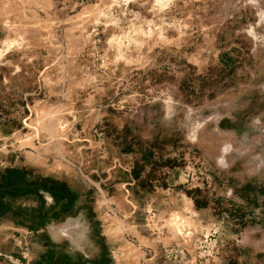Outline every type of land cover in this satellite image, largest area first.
Returning a JSON list of instances; mask_svg holds the SVG:
<instances>
[{"label":"rangeland","instance_id":"obj_1","mask_svg":"<svg viewBox=\"0 0 264 264\" xmlns=\"http://www.w3.org/2000/svg\"><path fill=\"white\" fill-rule=\"evenodd\" d=\"M12 169L0 264H264V0H0Z\"/></svg>","mask_w":264,"mask_h":264},{"label":"trees","instance_id":"obj_2","mask_svg":"<svg viewBox=\"0 0 264 264\" xmlns=\"http://www.w3.org/2000/svg\"><path fill=\"white\" fill-rule=\"evenodd\" d=\"M25 173L22 169L20 170H9L4 178H0V213L7 214L6 216L15 221H22L23 218H26L24 215L25 208L24 206H13L11 200L17 199V197H21V195H31L36 194L40 196L38 190L42 188L41 184L37 181L26 182L24 179ZM48 181V180H47ZM41 182V181H40ZM51 187H55L54 189H50L49 187H45L50 192L54 193V202L47 207L40 204V208L34 210V215L37 212L35 218L32 219L31 225H42L50 218L54 220H58L61 216H65L67 213L71 211L72 198L74 196V192L66 189V184L64 181H51ZM58 190V191H57ZM62 192V196L61 193ZM33 211V209H31ZM22 219V220H21Z\"/></svg>","mask_w":264,"mask_h":264}]
</instances>
